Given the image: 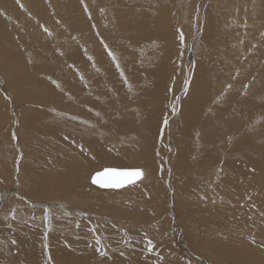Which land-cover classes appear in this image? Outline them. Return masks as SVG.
Here are the masks:
<instances>
[{"label": "rangeland", "instance_id": "obj_1", "mask_svg": "<svg viewBox=\"0 0 264 264\" xmlns=\"http://www.w3.org/2000/svg\"><path fill=\"white\" fill-rule=\"evenodd\" d=\"M0 264H264V0H0Z\"/></svg>", "mask_w": 264, "mask_h": 264}, {"label": "bare ground", "instance_id": "obj_2", "mask_svg": "<svg viewBox=\"0 0 264 264\" xmlns=\"http://www.w3.org/2000/svg\"><path fill=\"white\" fill-rule=\"evenodd\" d=\"M93 1V0H92ZM84 2V1H83ZM114 9V8H113ZM157 10V9H156ZM110 12V11H109ZM90 13V12H89ZM105 14V13H104ZM110 19V18H109ZM110 21H112V20H110ZM106 25V24H105ZM49 28V27H48ZM45 34V33H44ZM104 40V39H103ZM226 40V39H225ZM65 41V40H64ZM91 45V44H90ZM107 45V44H106ZM98 49V48H97ZM111 53H113V52H111ZM93 59V58H92ZM160 63V62H159ZM162 65V64H161ZM194 88V87H193ZM195 92H196V90H195ZM195 92L193 93V91L191 92V94L189 95V101H192V99H193V101H194V98H195ZM243 93V92H242ZM221 97V96H220ZM33 98H35V97H33ZM197 98V97H196ZM31 100V99H30ZM192 101V102H193ZM138 114V113H137ZM30 115H32V113L30 114ZM187 124V123H186ZM53 126H55V124L53 125V123H52V127ZM52 127H49L50 129L52 128ZM147 127V126H146ZM47 128V127H46ZM54 128V127H53ZM61 128V127H60ZM95 128V127H94ZM62 129V128H61ZM145 129V128H144ZM52 130V129H51ZM54 130H56V129H54ZM70 132H71V130H69ZM104 131V130H103ZM51 132V131H50ZM55 132H57V131H55ZM55 132H54V134H55ZM60 132V131H59ZM115 132V131H114ZM48 133V132H47ZM53 133V132H52ZM73 133V132H72ZM116 133V132H115ZM50 134V133H49ZM61 134V133H60ZM65 134H68V133H65ZM146 133H145V131H144V135H145ZM148 134V133H147ZM48 135V134H47ZM115 135V134H114ZM143 135V136H144ZM44 136H46V135H44ZM51 137H52V135H50ZM70 136H72V135H70ZM98 136V135H97ZM118 136V135H117ZM137 136V135H136ZM54 137V136H53ZM64 137V136H63ZM128 137V136H127ZM131 137H133V136H131ZM139 137V136H138ZM147 137V136H146ZM149 137V136H148ZM45 138V137H44ZM49 138V137H48ZM64 138H68V137H64ZM84 138H85V136H84ZM51 139V138H50ZM138 139V138H137ZM136 138L134 139H131V140H134L133 141V143L132 144H134V142H135V140H137ZM146 139V138H145ZM149 139V138H148ZM43 140V139H42ZM60 140H61V138H60ZM59 140V141H60ZM64 140V139H63ZM68 140V139H67ZM83 140V139H82ZM117 141H118V139H116ZM143 140H144V137H143ZM41 141V140H40ZM44 141H45V139H44ZM49 141V140H48ZM52 141V140H51ZM53 141H54V139H53ZM55 141H57V140H55ZM76 142H73L76 146H78L79 148H81L80 150H81V152H83L84 153V156L85 157H87V160L89 159V161H91L92 160V162L94 163L95 161H97L98 160V156H96V154H95V156L93 155H91L90 156V154H89V156H86L87 154V148L89 147L88 145L89 144H82V142L80 141H78V140H75ZM130 141V140H129ZM138 141H139V139H138ZM137 141V142H138ZM149 141H150V139H149ZM148 141V142H149ZM43 142V141H42ZM47 142V141H46ZM63 142H66V141H63ZM71 142V141H70ZM69 142V143H70ZM127 142H128V140H127ZM147 142V141H146ZM49 143H51V142H49ZM55 143H57V142H55ZM68 143V142H67ZM85 143V142H84ZM95 143V142H94ZM115 143H116V141H115ZM139 143H140V141H139ZM138 143V144H139ZM144 143V142H143ZM177 143V142H176ZM38 144V143H37ZM44 144V143H43ZM43 144H41V145H43ZM46 144V143H45ZM59 144V143H58ZM96 144V146L95 147H97V144H99V143H95ZM120 144V143H119ZM136 144V143H135ZM134 144V145H135ZM147 144V143H146ZM149 144V143H148ZM211 144V143H210ZM39 145V144H38ZM102 146H103V144H101ZM101 145H100V147H101ZM131 145V144H130ZM145 145V143L144 144H142L141 146H144ZM43 146H45V145H43ZM43 146H41L42 148H43ZM54 146V145H53ZM65 146V145H64ZM74 146V145H73ZM132 146V145H131ZM136 146V145H135ZM140 146V145H139ZM138 146V147H139ZM55 147V146H54ZM53 147V148H54ZM58 147V146H57ZM66 148H68L67 146H65ZM99 147V148H100ZM125 147V146H124ZM124 147H122V148H124ZM145 147H146V145H145ZM190 147V146H189ZM45 148V147H44ZM48 148V147H47ZM126 149H127V147H125ZM131 148V147H130ZM133 149V151L135 150V152L137 151L136 149H134V147H132ZM144 148V147H143ZM148 148V147H147ZM65 149V148H64ZM109 149V148H108ZM125 149V150H126ZM138 149H141V148H138ZM44 150V149H43ZM53 150V149H52ZM61 150H62V148H61ZM67 150V149H66ZM92 151H93V148L91 149ZM105 150V149H104ZM103 149H102V147H101V149H100V151L99 152H101L100 154H103V155H107V159H106V161H105V159H104V162H101V163H105V164H107V165H110V166H117L116 164H119L120 166H121V164L124 166H131L132 164H130V162L129 163H126L127 161H129L130 159L126 156V154H127V152L125 153V151L123 152V153H125V156L127 157V158H124V157H122V155H121V153H122V151H120L119 150V152H121L120 154H118V150H117V153H114V154H111L112 152H111V150L109 151V152H111V153H109L108 151H104ZM122 150V149H121ZM124 150V149H123ZM130 150V149H129ZM146 150V149H145ZM144 150V151H145ZM55 151V150H54ZM58 151H60V150H58L57 149V152ZM98 151V150H97ZM148 151V150H147ZM35 152V151H34ZM37 152V151H36ZM35 152V153H36ZM53 152V151H52ZM86 152V153H85ZM94 152V151H93ZM92 152V153H93ZM138 152V151H137ZM140 152V154H141V151H139ZM39 153H40V151H39ZM38 153V154H39ZM43 153V152H42ZM45 153V152H44ZM49 153H50V151H49ZM61 153V152H60ZM76 153V152H75ZM82 153V154H83ZM88 153H90V152H88ZM108 153L109 154H111V155H108ZM129 153V152H128ZM130 153H132L131 151H130ZM129 153V154H130ZM37 154V153H36ZM35 154V155H36ZM67 154H68V152H67ZM80 154V153H79ZM86 154V155H85ZM118 155V156H120V158H118L117 157V159H115V155ZM133 154V153H132ZM135 154V153H134ZM45 155V154H44ZM63 155V154H62ZM61 155V156H62ZM81 155V154H80ZM138 155V154H137ZM187 155V154H186ZM256 155V154H255ZM40 156V155H39ZM41 156H42V154H41ZM50 156V155H49ZM58 157H59V155H57ZM130 156V155H129ZM134 156V155H133ZM132 156V157H133ZM143 157H144V155H142ZM45 157V156H44ZM52 157V156H51ZM51 157H49V158H51ZM56 157V156H55ZM72 157H74V156H71V158ZM76 157V156H75ZM103 157H105V156H103ZM35 158H38V156L37 157H35ZM41 158H43V157H41ZM65 158H67V157H65ZM136 158V157H135ZM134 158V160H135V162H134V164H136V163H138V162H136V160L137 159H135ZM34 159V158H33ZM39 159V158H38ZM37 159V160H38ZM44 159V158H43ZM55 159V158H54ZM60 159V158H59ZM62 159V158H61ZM70 159V158H69ZM78 159V158H77ZM80 159V158H79ZM101 159V158H100ZM138 159H139V157H138ZM145 159V158H144ZM144 159H142L141 158V160L143 161ZM49 160V159H48ZM66 160V159H65ZM68 160V159H67ZM102 160V159H101ZM133 160V159H132ZM146 160V159H145ZM156 160V159H155ZM154 160V161H155ZM247 160V159H246ZM41 161V160H40ZM54 161V160H53ZM70 161V160H69ZM80 161H82V159L80 160ZM99 161V160H98ZM212 161V160H211ZM38 162H39V160H38ZM47 162V161H46ZM51 162V161H50ZM49 161H48V164L50 163ZM57 162V161H56ZM60 162V160H58V163ZM146 162V161H145ZM145 162L143 163V164H145ZM36 163V162H35ZM34 163V164H35ZM42 163V162H41ZM53 163V162H52ZM51 163V164H52ZM55 163V162H54ZM91 163V162H90ZM37 164H39V163H37ZM44 164V163H43ZM42 164V165H43ZM56 164V163H55ZM61 164V163H60ZM65 164H67V163H65ZM138 164H140V163H138ZM143 164H141V165H143ZM154 164V162L152 163V165ZM156 164V163H155ZM154 164V165H155ZM33 165V164H32ZM41 165V166H42ZM69 165V164H68ZM72 165V164H71ZM81 165V167L83 166V164L81 163L80 164ZM80 165H78L79 167H80ZM98 165H99V167H100V164H87V166H86V169H85V171L86 170H90L91 168H94V167H98ZM154 165H153V167H154ZM40 166V165H39ZM44 166V165H43ZM42 166V167H43ZM56 166V165H55ZM61 166V165H60ZM60 166H59V168H58V171H59V169H60ZM77 166V167H78ZM101 166H102V164H101ZM135 166V165H134ZM33 167V166H32ZM35 167V166H34ZM62 167V166H61ZM151 167V166H150ZM31 168V167H30ZM37 168H38V166H37ZM37 168H33L34 170H36L37 171ZM39 168H41V167H39ZM44 168H45V166H44ZM52 168V167H51ZM66 168V167H65ZM70 168V167H69ZM85 168V167H84ZM55 169H56V167H55ZM63 169V168H62ZM71 169V168H70ZM77 169V168H76ZM39 170V169H38ZM41 170V169H40ZM39 170V171H40ZM46 171H45V173L42 175V176H36V174L34 175L33 174V178H37L38 177V180L39 179H41L39 182H41L42 184H40V185H37L36 183H37V181H36V179L34 180L33 178L32 179H29L28 178V176H26V178L24 179V182H23V189H24V191H25V193H27L30 197H32V196H34V195H36V194H38V193H40V192H45V193H47V194H51L52 195V197L51 198H56V199H63V196H66V195H69V194H72V196H75L76 194L77 195H80L81 194V196H83V199L85 200H87V198H89L90 196L89 195H87V194H82V191H80L81 189H82V187L81 186H84V184H85V179L87 178V176H88V172H85L84 171V176L83 175H81L80 173H79V176L81 175V177L79 178H73V180H75V183L73 182H70V179L71 178H69L70 176H68V175H55L56 177H58V179H55V180H57L56 182H54L55 184L52 186V188H48V180H49V178H51L50 176L51 175H53V173H52V171L51 170H49V165H48V167H47V169H45ZM64 170V169H63ZM62 170V171H63ZM146 170H147V168H146ZM43 172H44V170H42ZM51 171V172H50ZM61 171V170H60ZM59 171V172H60ZM67 171H68V169H67ZM75 171V170H74ZM152 171H154V170H152ZM28 172V171H27ZM30 172V171H29ZM29 172H28V174H29ZM32 173H33V171H31ZM41 172V171H40ZM42 172V173H43ZM76 172V171H75ZM78 172V171H77ZM83 172V171H82ZM37 173V172H36ZM61 173V172H60ZM65 173V172H64ZM67 173V172H66ZM70 173V172H69ZM68 173V174H69ZM90 173V172H89ZM151 173V172H150ZM27 174V173H26ZM25 174V175H26ZM57 174V173H56ZM22 175H24V173L22 174ZM38 175H39V173H38ZM73 175H75V174H73ZM77 175H78V173H77ZM82 177H85V179L83 178L82 179ZM31 178V177H30ZM69 182H70V184H69ZM51 183V182H50ZM83 183V185H81ZM43 185H45L46 186V188H44V186ZM43 186V187H42ZM81 187V188H79V192H78V187ZM91 193V192H90ZM97 192H95V194H96ZM93 194V193H92ZM99 195V194H98ZM89 196V197H88ZM96 196V195H95ZM104 196H105V194H104ZM114 196V195H113ZM30 197H28V198H26V197H24L27 201L28 200H30L31 198ZM78 197V196H77ZM100 197V195L97 197V198H99ZM106 197H108V196H106ZM110 197H112V196H110ZM109 197V198H110ZM70 198V197H69ZM73 198V197H72ZM82 198V197H81ZM82 199V200H83ZM115 199V198H114ZM103 200V199H102ZM101 200V201H102ZM106 200V199H105ZM104 200V201H105ZM108 200V199H107ZM112 200V199H111ZM110 200V201H111ZM80 201V200H79ZM109 201V200H108ZM107 202V201H106ZM108 204V203H107ZM85 205V204H84Z\"/></svg>", "mask_w": 264, "mask_h": 264}, {"label": "snow or ice", "instance_id": "obj_3", "mask_svg": "<svg viewBox=\"0 0 264 264\" xmlns=\"http://www.w3.org/2000/svg\"><path fill=\"white\" fill-rule=\"evenodd\" d=\"M109 55H113L109 52ZM168 121L165 120L164 124L167 125ZM144 176V171L141 168H104L102 171L96 172L92 176V183L98 184L101 187H113L120 188L129 184H135L137 181L141 180ZM100 242L97 241V244ZM152 242H148L149 250H152ZM101 256H105L106 251H101ZM50 259V258H49Z\"/></svg>", "mask_w": 264, "mask_h": 264}, {"label": "water", "instance_id": "obj_4", "mask_svg": "<svg viewBox=\"0 0 264 264\" xmlns=\"http://www.w3.org/2000/svg\"><path fill=\"white\" fill-rule=\"evenodd\" d=\"M105 168H116V167H105ZM104 168H102L101 170H99V171H102ZM96 172H98V171H96ZM96 172H94V173H92L91 174V177H90V182L92 183V176L96 173ZM93 184V183H92ZM93 185H95V186H97V187H100V188H106V189H108V188H112V189H118V188H113V187H101L100 185H98V184H93ZM121 188V187H120Z\"/></svg>", "mask_w": 264, "mask_h": 264}, {"label": "crops", "instance_id": "obj_5", "mask_svg": "<svg viewBox=\"0 0 264 264\" xmlns=\"http://www.w3.org/2000/svg\"><path fill=\"white\" fill-rule=\"evenodd\" d=\"M21 234V233H20ZM16 239V238H15ZM29 240H31L30 238H29Z\"/></svg>", "mask_w": 264, "mask_h": 264}]
</instances>
